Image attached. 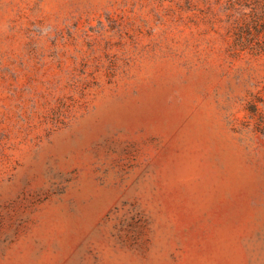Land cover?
Here are the masks:
<instances>
[{"label":"rangeland","instance_id":"374dc122","mask_svg":"<svg viewBox=\"0 0 264 264\" xmlns=\"http://www.w3.org/2000/svg\"><path fill=\"white\" fill-rule=\"evenodd\" d=\"M0 264H264V0H0Z\"/></svg>","mask_w":264,"mask_h":264}]
</instances>
